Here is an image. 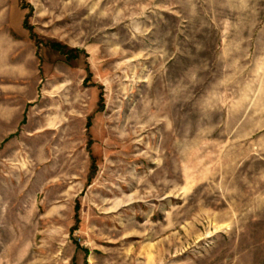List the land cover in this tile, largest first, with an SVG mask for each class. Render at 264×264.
<instances>
[{"label":"rangeland","instance_id":"rangeland-1","mask_svg":"<svg viewBox=\"0 0 264 264\" xmlns=\"http://www.w3.org/2000/svg\"><path fill=\"white\" fill-rule=\"evenodd\" d=\"M0 264H264V0H0Z\"/></svg>","mask_w":264,"mask_h":264}]
</instances>
